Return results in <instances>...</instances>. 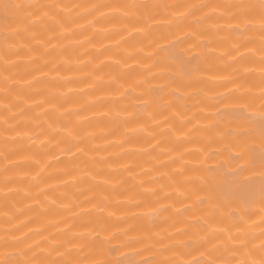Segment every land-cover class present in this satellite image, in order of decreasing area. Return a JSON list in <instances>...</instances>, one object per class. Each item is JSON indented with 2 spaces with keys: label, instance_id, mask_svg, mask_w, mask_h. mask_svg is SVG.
<instances>
[{
  "label": "bare ground",
  "instance_id": "obj_1",
  "mask_svg": "<svg viewBox=\"0 0 264 264\" xmlns=\"http://www.w3.org/2000/svg\"><path fill=\"white\" fill-rule=\"evenodd\" d=\"M0 264H264V0H0Z\"/></svg>",
  "mask_w": 264,
  "mask_h": 264
}]
</instances>
